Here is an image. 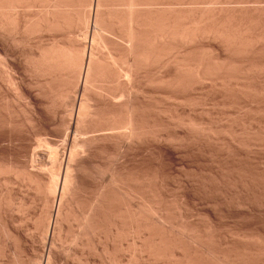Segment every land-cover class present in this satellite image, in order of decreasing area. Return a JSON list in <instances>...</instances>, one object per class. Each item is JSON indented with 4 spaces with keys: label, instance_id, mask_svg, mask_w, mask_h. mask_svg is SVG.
Instances as JSON below:
<instances>
[{
    "label": "bare ground",
    "instance_id": "1",
    "mask_svg": "<svg viewBox=\"0 0 264 264\" xmlns=\"http://www.w3.org/2000/svg\"><path fill=\"white\" fill-rule=\"evenodd\" d=\"M153 1L0 0V264H264V0Z\"/></svg>",
    "mask_w": 264,
    "mask_h": 264
},
{
    "label": "rangeland",
    "instance_id": "2",
    "mask_svg": "<svg viewBox=\"0 0 264 264\" xmlns=\"http://www.w3.org/2000/svg\"><path fill=\"white\" fill-rule=\"evenodd\" d=\"M161 1H162V2H161ZM163 1H164V0H160V2H159V0H158L157 2H156V1H153V2H156V3H154V4H156V5H154V4L152 5V3H151L150 5L148 4V5H146V6H151V7H152V6H154V7L156 6V8L158 7V8H157L158 10L160 9V7H164V8H166V7L169 6V7H168V9H169V8H173V7L175 6V4H174V5H171V4H170V2H169L170 0H166V1H164V2H163ZM168 2H169V3H168ZM262 2H263V0H262ZM161 3H163L164 5L161 4ZM166 3H167V4H166ZM158 4H159V6H158ZM165 4H166V5H165ZM168 4H170V5H168ZM247 4H248V3H247ZM235 5L237 6V8H240V7H241V9H242V8L246 9V11H247V8H248V7H250V8L252 9V7H253L252 5H255L254 8H253L254 10H255V8H257V7H256L257 4H255V3L253 4V3H250V2H249L248 5L240 4V5H241L240 7H239V4H234V3H232V6H231V4H230V6L233 7V8H236ZM260 5L263 7L264 2H263V3H259V5H257V6H258L257 9H259V8L261 7ZM165 6H166V7H165ZM170 6H173V7H170ZM222 6H223V5H222ZM224 6H225V5H224ZM224 6H223V7H224ZM234 6H235V7H234ZM243 6H244V7H243ZM246 6H247V7H246ZM219 7H221V5H220ZM225 7H227V6H225ZM175 8H176V7H175ZM250 8H248V9H250ZM263 8H264V7H263ZM161 9H163V8H161ZM166 9H167V8H166ZM168 9H167V10H168ZM244 9H243V10H244ZM163 10H165V9H163ZM261 10H262V9L257 10L256 13L261 12ZM249 11H250V12H253L252 10H249ZM249 11H248V12H249ZM263 12H264V11L262 10V14H263ZM263 15H264V14H263ZM88 40H89V43L91 44L90 39H88ZM93 43H95V42H92V44H93ZM96 43H97V42H96ZM3 68H4V67H3ZM4 70H5V69H3L2 71H4ZM247 124H248V123H247ZM52 127L54 128L55 125L51 126V127H50V130L53 129ZM56 128H57V126H56ZM55 131H56L55 129H54V130H51V131H48L49 133H47V131H43V133L41 132L42 134L39 133V134H41V135L37 134L36 136L32 137V141H33V143H34V146H33L34 148L31 147V148H30L31 150L28 149L29 151H27V153H26L27 156H26V154H25L24 157H22V160H25V159H26V162H25V161H23V162L26 163L27 168L30 167V168H28L30 171H33V172H34V170H35L36 173H37V170H38V169H37V168H33L34 165L32 164V162H31V164H30V160H31V159H29V158H31L32 155L34 154V153H32V151H33L34 149L37 148V149H36L37 151H39L38 149H40V148H41L42 150L44 149V147H42V145H43V141H44V140L47 141L48 138H49L48 142H51V143H49V144H50V145L52 144V145H51L52 147L55 146L54 148H56V149L58 148L57 145H59L60 143H62L63 138H64V134H61V133H63V132L60 133V132H58V131H56V132H55ZM57 132H58L59 134H58ZM44 133H45V134L47 133V135H45ZM50 133H51V134H50ZM56 133H57V134H56ZM43 135H44V136H43ZM62 135H63V136H62ZM43 137H45V138L48 137V138H47V139H44ZM36 138H37L38 140H40V138H42V139H44V140H42V141H41L42 143H41V142L38 141ZM35 139H36V142H35ZM55 139H56V140H55ZM58 139H59V141H58ZM60 140H61V141H60ZM38 142H39V143H38ZM37 143H38V144H37ZM53 144H54V145H53ZM38 145H39V146L41 145V147L38 148ZM61 145H62V144H61ZM61 145L59 146V148L61 147ZM35 146H36V147H35ZM59 148L57 149L58 151L60 150ZM32 149H33V150H32ZM34 151H35V150H34ZM35 152H36V151H35ZM28 153H30V154H28ZM36 153H37V152H36ZM29 155H30V156H29ZM25 156H26L27 158H26ZM28 156H29V158H28ZM27 159L29 160V162L27 161ZM46 160H47V158H46ZM46 160H45V161H46ZM27 162H28V164H30V166L27 165ZM31 165H33V167H31ZM27 168H26V169H27ZM31 168H32V170H31ZM33 169H34V170H33ZM29 170H28V171H29ZM38 171H39V170H38ZM40 171H41V170H40ZM40 171L38 172V174L43 175V174H44V171L41 172V173H40ZM202 172H205V173L207 174L206 171H202ZM196 175L199 176L198 173H196ZM15 187H16V186H15ZM15 187H14V188H15ZM17 187L20 188L19 186H17ZM17 187H16V188H17ZM16 188H15V189H16ZM23 189L25 190V188L21 187L19 190H21V192L24 193V190H23ZM22 214H24V213H21V214H20V213H16V215H18V216L20 215L19 217L23 216ZM25 215H26V213H25ZM243 216H245V218H246V219H245V218H242L244 221H247L248 219L251 220V221H250V224H248V222H247V224L244 222L246 225L243 223V220H241V222H242L241 225L244 224L245 226H247V227H245L244 225L241 226V229H242V227H243V230H244V231H245V229H248L247 231H251V230H253V229H254V226H255V223H257V220H258V223H257V225H256L255 227H256V228H257V226L260 227V228H263V227H264V226H263V225H264V220H263L264 218H259V217H263L262 215H256V217L254 216V217H255L254 220H253V218H254L253 215H251L252 217H251L250 215H241V217H243ZM246 216H247V217L250 216V217L247 219ZM23 217H24V216H23ZM199 217H200V218H199ZM203 218H204L203 215H199V216H198V220H199V221H200V220H204ZM250 218H252V219H250ZM257 218L263 220L262 223H261V220L259 221V219H257ZM249 220H248V221H249ZM26 221H27V220H26ZM26 221H25L24 223H26ZM253 221H254V225L252 226ZM259 223H260V224H259ZM258 224H259V225H258ZM16 225H17V224H16ZM23 225H24V224H23ZM248 225H249V226H248ZM250 225H251V226H250ZM26 226H28V221H27V223L25 224V227H26ZM261 226H262V227H261ZM248 227H249V228H248ZM249 229H250V230H249ZM29 230H30V229L28 228V231H29ZM31 230H32V231H37V230H34V229H32V228H31ZM31 230L28 232V234H30V233L32 232ZM26 233H27V232H26ZM34 233H35V232H33L32 234H34ZM32 234H30V235L33 236ZM35 234H37V232H36ZM35 234H34V235H35ZM40 239H41V240H40ZM40 239H38V240H40L39 242H38V241L36 242V243H39L38 245L35 243L37 246H39L40 243L42 242V238H40ZM65 245H67V243H66ZM58 248H59V247H58ZM58 250H59V249H58ZM84 257H87V255L84 256ZM90 258H91V257H90ZM91 259H93V258H91ZM37 260L39 261V259H37ZM81 264H82V263H81Z\"/></svg>",
    "mask_w": 264,
    "mask_h": 264
}]
</instances>
